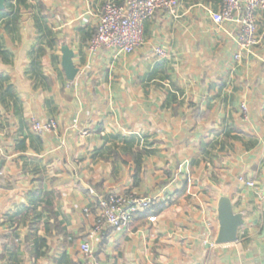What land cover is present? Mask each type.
Segmentation results:
<instances>
[{
	"label": "crops",
	"instance_id": "0c3cea01",
	"mask_svg": "<svg viewBox=\"0 0 264 264\" xmlns=\"http://www.w3.org/2000/svg\"><path fill=\"white\" fill-rule=\"evenodd\" d=\"M174 1L131 55L88 49L103 6L123 0L5 1L0 264H83L84 241L100 264H264V37L243 51L212 20L222 0ZM115 194L154 202L95 234L96 202ZM222 196L244 225L218 245Z\"/></svg>",
	"mask_w": 264,
	"mask_h": 264
},
{
	"label": "built area",
	"instance_id": "2783aa9c",
	"mask_svg": "<svg viewBox=\"0 0 264 264\" xmlns=\"http://www.w3.org/2000/svg\"><path fill=\"white\" fill-rule=\"evenodd\" d=\"M175 6L174 0H123L120 5L107 2L89 42V51L96 53L107 49L124 55L133 54L144 44V23L151 20L156 12L170 11ZM212 20L215 24L235 25L239 48L243 51L250 50L259 44L260 37H264V0H222L221 7L212 15ZM154 52L158 57L165 56L161 48H156ZM235 59H239V56ZM240 113L246 120L247 109L243 104L240 106ZM30 130L36 134H50L56 130V123L52 119L40 121L31 118ZM247 186L252 187L253 183H247ZM153 202L154 199L138 198L130 194L108 195L98 199L94 233L100 234L107 228L127 229L133 215L146 211ZM149 221L154 222L155 218H150ZM80 253L83 264H100L89 241L82 243Z\"/></svg>",
	"mask_w": 264,
	"mask_h": 264
},
{
	"label": "water",
	"instance_id": "95a60500",
	"mask_svg": "<svg viewBox=\"0 0 264 264\" xmlns=\"http://www.w3.org/2000/svg\"><path fill=\"white\" fill-rule=\"evenodd\" d=\"M5 1L6 0H0V12L5 9ZM63 53V69L67 79L72 81L77 74V70L72 65L71 54L66 47L63 49ZM217 220L219 224V233L216 244L223 245L234 243L237 240L239 229L244 225V221L241 214L233 213L231 200L227 196L220 197L218 201Z\"/></svg>",
	"mask_w": 264,
	"mask_h": 264
},
{
	"label": "trees",
	"instance_id": "16d2710c",
	"mask_svg": "<svg viewBox=\"0 0 264 264\" xmlns=\"http://www.w3.org/2000/svg\"><path fill=\"white\" fill-rule=\"evenodd\" d=\"M129 143H133V142H129ZM138 153H139V152H138ZM136 159H137V161L140 160V154H136V155H135V160H136ZM150 208H151V207H150ZM150 208L147 209L146 211H149Z\"/></svg>",
	"mask_w": 264,
	"mask_h": 264
}]
</instances>
